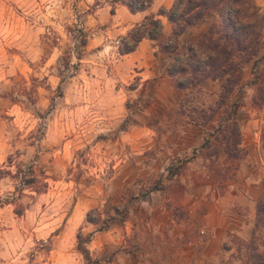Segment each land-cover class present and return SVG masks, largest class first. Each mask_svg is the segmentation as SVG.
I'll return each mask as SVG.
<instances>
[{
    "label": "rangeland",
    "instance_id": "obj_1",
    "mask_svg": "<svg viewBox=\"0 0 264 264\" xmlns=\"http://www.w3.org/2000/svg\"><path fill=\"white\" fill-rule=\"evenodd\" d=\"M125 5L0 0V264H166L171 231L204 213L200 198L190 217L191 198L233 177L222 116L231 102L240 119L264 105V44L224 104L211 80L160 98L116 76L136 25ZM193 120L213 137L180 152Z\"/></svg>",
    "mask_w": 264,
    "mask_h": 264
},
{
    "label": "crops",
    "instance_id": "obj_2",
    "mask_svg": "<svg viewBox=\"0 0 264 264\" xmlns=\"http://www.w3.org/2000/svg\"><path fill=\"white\" fill-rule=\"evenodd\" d=\"M172 1L153 0L144 11L129 12L125 23L133 26L141 22L145 15H157L158 9L170 8ZM253 1L264 13V0ZM158 17L162 23L163 41L141 39L133 51L124 54L118 52L113 67L117 71L116 76L122 79L137 78L140 86L145 84L146 87L152 83L155 96L162 98L168 92H181L173 85L166 71L173 59V52L162 48L169 42L173 26L165 16ZM211 21V18L202 19L188 27L178 38V49L183 51L195 41ZM124 25L121 24L117 30L120 32ZM250 61L243 67L239 86L244 83L250 70ZM236 119L241 132L237 152L241 156L235 159L233 177L223 190L216 185H205L200 195L191 198L190 217L197 213L194 209L199 205L200 198L207 200L204 213L196 218L192 228L191 224L171 231L167 239L171 246L167 253L170 260L166 264H247L241 243L253 242L258 250H264V227L259 228L257 212L259 205H264V149L259 134V126L264 123V105L258 110H249V116L245 119ZM177 137L180 152H187L200 148L205 140L213 136L203 126L190 122L179 131ZM206 192L209 195H205ZM203 230L205 235L201 234Z\"/></svg>",
    "mask_w": 264,
    "mask_h": 264
},
{
    "label": "trees",
    "instance_id": "obj_3",
    "mask_svg": "<svg viewBox=\"0 0 264 264\" xmlns=\"http://www.w3.org/2000/svg\"><path fill=\"white\" fill-rule=\"evenodd\" d=\"M121 1L134 13L146 10L153 0ZM159 15L165 16L173 26L169 42L162 47L173 52V59L166 69L173 85L178 90H185L211 79L218 83L217 102H227L241 82L244 65L255 59L262 47L264 13L259 6L253 0H173L170 8H160L157 15H145L131 30V42L124 43L119 52L124 54L133 51L143 38L155 40L160 37L162 23ZM206 18L212 19L207 28L183 51L179 50V36L188 27ZM82 40L85 43V39ZM234 104H226L228 110L222 116L225 121L220 128L222 130L227 125L229 135L226 151L237 159L241 155H233L231 147L239 151L237 144L241 141V132L234 115ZM193 122L200 124L195 120ZM231 137L234 141L229 143ZM261 142L264 149V130ZM257 212H264L263 204L259 205Z\"/></svg>",
    "mask_w": 264,
    "mask_h": 264
},
{
    "label": "built area",
    "instance_id": "obj_4",
    "mask_svg": "<svg viewBox=\"0 0 264 264\" xmlns=\"http://www.w3.org/2000/svg\"><path fill=\"white\" fill-rule=\"evenodd\" d=\"M201 234L205 235V234H206V233H205V230L201 231Z\"/></svg>",
    "mask_w": 264,
    "mask_h": 264
}]
</instances>
